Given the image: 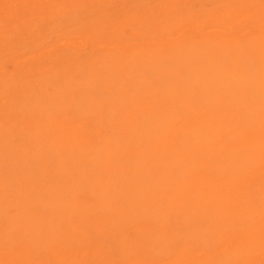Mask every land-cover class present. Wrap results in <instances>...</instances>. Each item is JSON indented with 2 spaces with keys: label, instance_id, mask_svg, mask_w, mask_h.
Returning <instances> with one entry per match:
<instances>
[{
  "label": "bare ground",
  "instance_id": "6f19581e",
  "mask_svg": "<svg viewBox=\"0 0 264 264\" xmlns=\"http://www.w3.org/2000/svg\"><path fill=\"white\" fill-rule=\"evenodd\" d=\"M58 1L54 2L55 5L61 4ZM161 1L163 2V0ZM161 1L159 0L155 4L154 0L155 5L151 10L149 7L143 10L138 9L140 4L135 7L131 3L132 0H120L121 5L110 7L116 11H113L116 13L115 16L123 8L126 10L123 11L124 14L121 11L120 13L123 15L120 14V16L126 17L124 19L127 24L131 22L132 27L123 28V30L128 34H130L129 32L132 34L133 29L136 28L139 29V32L140 29L144 30L148 36L146 37L144 33L143 36L146 37L144 39L149 40L144 44H140V40L134 35H127L122 29L115 28L112 23L114 21L109 19L114 18L115 20L114 14L111 13L110 16L113 18L107 16L105 18L107 21L103 26H106L105 23L108 21H112L109 24L113 26H109V24L104 26L105 32H99L101 33L99 34L95 31L97 28L94 25L100 23L95 22L93 26L96 29L94 30L93 27L90 29H93L97 35L95 32V35H91L93 32L90 34V29H87L88 32L84 34V37L85 35L88 37L89 34L93 37L89 41L90 35V37L82 39L83 44L86 45L90 42L92 45V51L87 53L90 57L86 62L83 61L84 57H82L83 60L80 59V56L76 58L77 56L75 57V54L70 52L74 49L71 48V45L69 51L62 52L61 50L60 54L55 48L54 51L57 55L51 50L56 58L59 57L61 60L63 55L62 57L66 60V62L57 60L63 65L58 67L59 63L55 64L56 71H64L71 65L72 73L74 72L73 74L77 77L78 74L81 77L84 74L86 76L90 74L82 81L78 80L77 83L71 80L68 83L69 89L77 87V84V90L81 91L89 84L95 87L103 82V91L109 86L110 91L120 95L119 110L125 118L124 128L129 141V149H127L130 150L131 156L129 158L128 154L127 157L130 159V174H132L128 181L130 189L123 195L125 209L106 211L109 206L105 200H101L92 205L93 208L98 209V214L89 216L86 211H83V204H75L73 207H69L68 216H53L49 213L48 216H41L46 220L41 224L31 222L20 226L21 237L19 240H27L33 250H37L41 246L49 250L52 247L55 248L57 252L50 257H52V261L55 259L60 264H91L93 260H96L94 258L96 255L105 259L115 250L103 242L93 244L92 236H96L95 239L100 236H103L104 239L110 237L114 241L117 251L127 257L128 264H137L138 257H140V264H159L158 262L160 264H264V186L251 191L248 188L253 179L264 180V0H226L227 7L219 15L216 14V9H207L203 6L207 0H194L203 7L201 6V9L193 12H190L188 8V11H185L189 1L186 5L184 4L186 2H183L185 0H176L179 4L175 5L176 7H168L169 10L162 5ZM15 2L11 4H15ZM17 2L22 1L17 0ZM83 2L88 3L86 0H83L82 4ZM101 2L97 3V10L102 9ZM27 3L32 5L35 2ZM165 3L168 4V0L164 1ZM21 4L16 5L24 6ZM40 5L38 4L39 7ZM52 5L51 7L54 8ZM95 5V3L92 4V7ZM38 6L36 5V8L33 5L36 10L39 8ZM41 6L43 8V5ZM65 7L68 8L67 5ZM3 8L5 7L3 6ZM5 9L3 11L8 10ZM14 9L17 10L15 13L19 10ZM30 9L32 10L31 7ZM45 10L41 12L46 13ZM72 11L69 12L71 16L73 15ZM34 12L36 17L38 13ZM82 12L86 11L82 10ZM5 13L7 15V12ZM20 14V12L19 15L16 14L19 19ZM90 14L84 16H87L86 18L89 20ZM53 15L54 18L57 13L54 12ZM8 16L6 17L8 18ZM44 16L43 14V19ZM46 16L49 17V15ZM38 17L40 19L41 16L38 15ZM52 17L47 19L51 22ZM65 17L64 15L63 19ZM83 17L81 18L85 19ZM121 17L120 19H122ZM29 18L31 19L32 16ZM162 18L165 20L163 23H161ZM9 20L8 22L11 21ZM137 21L139 22L136 23ZM99 22L101 21L99 20ZM158 22L164 26L162 30ZM198 22H202L200 24L206 27L203 28L209 30H205L206 32L202 30L198 27ZM26 24L25 22L23 25L26 26ZM48 24L50 25V23ZM172 24H174L172 28L175 27V24L178 25L176 26L178 28L176 36L172 35ZM69 26L70 30L76 27L74 23ZM85 27L87 26L85 25ZM13 28L15 29V27ZM243 28L247 29L243 32L246 36V44L240 47L238 41L239 46L237 47L234 39L241 41L238 35L239 31L242 33ZM44 30L46 29L44 28ZM75 31L78 34V40L79 30ZM165 33L167 37L163 39L162 36ZM9 34L7 36L10 37ZM7 36L1 37L2 40L5 38L4 40L7 41ZM22 39L24 38L22 37ZM64 39L60 40L65 41L67 38ZM11 41L14 46V40ZM30 41L27 45H30ZM78 41L79 44L73 43L80 46L81 41ZM5 43L2 47L7 46L8 49L9 46ZM55 43L58 42L55 41ZM52 44L54 45V40ZM52 44L51 46H53ZM107 46L110 48H106ZM10 47L12 48V46ZM59 47L61 49V46ZM83 48L85 49V47ZM83 48L81 49L84 50ZM76 51L78 52V50ZM51 52L48 53L51 54ZM86 52L84 56H86ZM13 53L16 54L15 51ZM37 56L42 58L39 54ZM42 56L44 57V55ZM52 58L50 57V59ZM40 59L39 63L42 61ZM49 63L51 65V62ZM32 64L36 63L33 61ZM46 64L42 63L43 66ZM36 66V68L39 67L38 64ZM49 69L54 70V67ZM49 69H46L48 73ZM37 70L40 72L41 69ZM53 70L50 71L55 72ZM100 75L105 76V79L100 80ZM118 75L120 77L124 75L126 78L123 77L124 79L119 82L117 81ZM54 77L56 78V76ZM107 77L112 79L108 80ZM21 85L20 82H12L11 89H16ZM84 92L81 91L75 95L82 96ZM79 96L67 100V103L69 106H75L78 111H84ZM114 109L112 104L109 105L110 115L113 114ZM70 117H72V121L75 120V116L74 118L69 116L68 122L71 121ZM66 119L68 118L66 117ZM77 122L76 120V126ZM59 126L61 127V125ZM83 126H86L85 123ZM89 131L86 132L90 135ZM91 132L93 133V131ZM87 134H84L81 140L87 148H78V151L95 166L101 160L100 156L107 150L108 145L104 142L103 135L100 140L103 143H100V141L96 142V139L93 140L94 142H90L91 136L88 137ZM27 148L29 149L30 146ZM14 151L17 154L16 150ZM34 154L37 155L35 152ZM18 157L21 160L20 164L29 169L26 164L27 154L20 151ZM92 191L89 192L92 193ZM92 194L94 195V193ZM15 227V217L7 216L0 208V234L4 233L7 236V242L11 245L15 244L11 236ZM127 229L132 230L137 237H140V245H136L124 237ZM76 246H80L77 255H75ZM18 247L20 249V246ZM31 248H28V251ZM88 248L93 250L92 257L86 259L85 253ZM17 249L15 250L17 251ZM19 249L16 252L13 248L15 253L20 252ZM62 249L66 251L67 257L60 256L59 252ZM15 253L13 252V254ZM18 255H14V257L17 258ZM3 256L5 257L4 254ZM17 259L19 262L20 260L27 262L22 256ZM29 259L31 258L29 257L27 260ZM37 259L40 262L39 256ZM6 264H8L7 260ZM26 264L31 263L27 262Z\"/></svg>",
  "mask_w": 264,
  "mask_h": 264
},
{
  "label": "rangeland",
  "instance_id": "374dc122",
  "mask_svg": "<svg viewBox=\"0 0 264 264\" xmlns=\"http://www.w3.org/2000/svg\"><path fill=\"white\" fill-rule=\"evenodd\" d=\"M0 1H1L0 2V6H1L0 7V13H1L0 14V41L2 40L3 37L7 36L9 34V32H11L9 34L10 37L9 36L6 37V40L10 44L5 43V42H7L4 40L5 38L2 40V42H0V44H1L0 45V99H1L0 100V123H1L0 124V137H1L0 138V208H1V211L4 212L7 216H14L15 221H16V227L14 228V232L11 235L13 238L12 240L15 241V244L11 245L10 243L7 242V236H5L4 233L0 234V236H1L0 256L2 255L0 257V264H6V260H7L8 264L10 263L11 260L12 261L10 264H15V263L19 264L21 262V260H20L21 258L19 259L20 262L18 261L17 258H19L21 256L23 257L24 260H26L28 263H31V264H40L42 261H44L45 263L42 262L41 264H46V263L47 264H60L54 258H53L54 260L52 261V257H50V255L55 254L57 252V250L55 248L52 247L49 250V249H46L44 246H41V247H39V249L37 248V250H33L31 248L32 245L29 242H27V240L20 241L19 240V238L21 237L20 226H22L24 224L31 223V222L41 224V223H43V221H46L44 219L45 217H41V216H48L49 213L52 214L53 216H68L69 215V207L70 206L73 207L75 204L76 205L83 204L84 205V206H82L83 211H86L89 216H95L98 214V211H97L98 209L93 208L92 205L96 201H101V200H105L107 203V206H109L108 209L106 208L107 209L106 211H108L109 209H111V210L113 209L114 211L123 210V209H125V202H124L123 195L125 192H127L130 189V187L128 185V181L131 179L132 174H130L131 173L130 161H129L130 159H128V157H127L128 154H129L128 155L129 158L131 156H130V150H128L129 149L128 148L129 141H128V138L126 135V130L124 128L125 118L123 117L122 112L119 110L120 95L113 92V91H110L109 86H107L105 88V90L103 91V89H102V86H104L103 82H101V84L96 85L97 87L96 86L92 87L89 84L86 88L81 90L83 92L85 91L82 96H79V94L75 95V93L81 92L80 90H77L78 85L76 84L77 87H74L73 89H69L68 83L71 80L74 81L75 83L82 81L83 79L88 77L90 74L88 76H86V74H84V75L81 74L83 78L78 74V77L80 76V78L78 79L77 75L73 74L74 72L72 73L73 67L71 65L68 66L64 71H56L57 66H54L55 64L57 65V63L62 62L63 60L66 62L64 57H62L63 55L61 56V60L59 57L56 58V55H57V53L60 54L61 50H62V52L69 51V48L72 46L71 48H74V49H72L73 51L70 50V52L75 54V57L77 56L76 58H79V56L81 57L80 59H82V60L85 58V60H83V61L86 62L88 60V57H90V56H88V54H89V52L92 51V45L90 42H88V44L86 43V45L83 44L84 41L82 42V39L87 37L86 35L84 37V34H86L90 28L93 27V29H94V26H95L97 28V30H95L96 28L94 30L97 33H99V32L104 33L105 32L104 28L109 23H111L112 21H114L112 23H114L115 28L122 29V30H123V28L127 29L129 27H132V23L129 22L128 23L129 25H128L127 21L124 19L126 17L122 16L125 13L123 11H126L124 8L121 10L123 14L120 13L121 11L119 13H117V16H120V14H122L121 15L122 17L121 16L120 17L124 21L122 19H120V17L115 16L116 13H114V12H116V11H114V10H112V8H110L114 5H116V6L121 5L122 3L120 2V0H109V1L103 0V2H101L102 0L101 1L99 0V2H97V0H91V1L86 0L89 3L88 8H87V6H88L87 2H83V4H82L83 0L82 1L81 0L80 1L79 0H76V1L67 0L69 2V4L67 1L64 2L65 0H62L63 2L61 0H59L62 5L60 3L59 4L62 7L58 3L56 4L57 6L55 5L54 2H57L58 0H55V1L45 0V2H44V0H42V1L30 0L33 3L34 2L37 3V4L34 3L32 5L27 3V2H30L29 0H26V1L25 0L24 1L18 0V1H22L19 3L17 2V0H9V1L8 0H6V1L0 0ZM14 1H16L15 4H11ZM50 1H52L53 3H51ZM70 1H71V3L74 1L72 3L73 5L70 3ZM77 1H78V4H76ZM132 1L133 2H131V3H133V6H135V7L140 4L139 5L140 7L139 6L137 7L138 9L140 8V10H143L144 8L146 9L147 7H149V9L151 10L154 7V5L157 3V1L159 2V0H155L156 2L154 4V0H132ZM164 1H167V0H163V2L161 1L163 3L162 5L165 6L166 8H168V7L171 8V6L176 7L179 4V2H177L176 0L175 1L172 0L171 3H170V0H168V4L167 3L164 4ZM188 1H189V4L187 5ZM48 2L51 4H49ZM93 2L96 5L92 7V4L94 5ZM96 2L98 4H100V2H101V4L103 5L102 9L97 10L96 6H98V4ZM109 2H110V4H109ZM183 2H186L184 4L187 5L186 10H185L186 12L188 11V9L190 12H193L194 10L198 11L199 9H201V6H202V5H200L199 2L197 3L194 0L193 1L192 0H185ZM183 2H181V3H183ZM40 3H41V5H43V8L40 5ZM64 3H67L66 5L68 8L65 7L66 5ZM85 3H87V4H85ZM16 4H21V5L24 4L25 7L19 6ZM38 4L40 5L41 8L38 6ZM52 4L54 5V8L56 6L57 9L56 8L54 9L53 7H51ZM74 4H76V5H74ZM226 4H227L226 0H207L203 6L207 9H216V14L219 15L221 13V11L227 7ZM33 5H35V7L37 5L40 8V12L45 10L46 8H48V9H46L47 11L45 10L46 13H43V12L40 13L39 8L36 10L37 7L35 8V7H33ZM3 6L8 10L3 8ZM29 6L32 8V10L30 9ZM11 7H13V8H11ZM44 7H46V8H44ZM122 7H124V6H122ZM14 8H17L20 11L18 10V12L15 13L17 10L15 11ZM169 8H168V10H169ZM4 9L6 11H3ZM11 10H12V12H11ZM52 10L55 13H57V16H55L56 18L52 17V16H54L53 15L54 12ZM58 10H59V14H58ZM64 10H66V11L64 12ZM71 10H73L72 16H71V13H69V12H71ZM82 10L86 11L87 13L82 12ZM34 11H37V13H38V14L36 13L37 14L36 17H38V15H40L42 18L41 17H40V19H39V17L36 18ZM5 12H7V15ZM19 12L21 13L20 16L23 19H25L26 21L23 19L21 20V17L19 19V16H16V14L19 15ZM47 12H48V14H47ZM60 12H62V13H60ZM88 12L91 13L89 16H91V17L94 16L95 18L89 17V20H88V18H86L88 16L87 14H89ZM93 12H95V13H93ZM4 13H5V15H2ZM10 13L14 16H10L11 15ZM92 13L95 15H93ZM111 13H112V15L114 14L115 20H114L113 16H110ZM8 14H9V16H8ZM28 14H30V15H28ZM43 14L45 15L44 19L47 17L46 15H49V17H52V21H51L52 24L49 21V19H50L49 17H47L49 19H47V18H46V20L43 19ZM83 14L87 15V16L85 17ZM201 14L202 13H200V15ZM64 15L66 17L63 19ZM6 16H8V18ZM31 16H32V18L30 19L29 17H31ZM107 16L112 17L113 19L108 17L112 21H108V23L106 22L105 23L106 26L104 25L105 26L104 27L103 24L105 21H107V19H105V18H107ZM81 17L85 18L87 21L85 19H82ZM4 18H6V19L3 20ZM28 18H29V20H28ZM7 19L8 20L10 19L11 21L9 20L10 22H8ZM13 19H14V21H13ZM118 19H119V21H118ZM64 20H66V21H64ZM99 20L103 23L99 22ZM162 20H163V18H162ZM162 20H159V21H162ZM12 21H13V23L11 24ZM23 21H25L28 25L26 24V26H24L23 24H25V22H23ZM33 21H35V22H33ZM42 21H43L44 25H43ZM164 21L165 20H163L161 23H163ZM21 22H23V23H21ZM47 22L50 23V25ZM95 22L98 24L100 23V24L94 25ZM138 22L139 21H137L136 23H138ZM141 22H143V21H141ZM32 23H33V25H32ZM72 23H74L76 27L74 29L70 30L69 25ZM198 23H196V25H198ZM200 23H202V22H200ZM200 23H199L200 26L198 25V27H200L204 31L209 30L208 28L204 29L206 27H204ZM10 24L13 26H11ZM29 24H31V25H29ZM101 24H102V26H100ZM121 24H122V26H121ZM158 24L160 25V22H158ZM85 25L87 27H85ZM173 25L174 24L171 25V28L173 27ZM109 26H113V25L109 24ZM176 26H178V25L175 24V27L171 29L173 32L172 35H174V36H176L178 33V31H177L178 28H176ZM13 27H15V29ZM163 27L164 26L160 25L161 30L163 29ZM44 28L46 30H44ZM82 28L85 30L84 31L85 33L83 32ZM245 28H247V27H245ZM245 28L242 29V33H241V31H239L238 36L241 38V41L239 39H236V38L234 39V40H236L235 45L237 47L239 46V42H240V47L246 44V36H245V33H243L247 30V29L244 30ZM23 29H24V31H23ZM76 29H77V31L79 30L78 33L80 35H79L78 40L81 41L80 42L81 48L85 47V49L83 48L84 50H82L80 48V46L75 45L76 43L79 44V41L77 40L78 34L75 31ZM93 29L89 30L90 34L93 32V34H91V35H95V33H96L95 31H93ZM99 29H100V31H99ZM173 29H174V31H173ZM41 30H42V32H41ZM56 30H58L57 33H56ZM80 30H82V31H80ZM12 31H14V32H12ZM39 31L41 32V35H40ZM123 31H124V33H126L125 30H123ZM46 32H48V33H46ZM6 33H7V35H5ZM97 33H96V35H97ZM101 33H99V34H101ZM129 33L130 34H128V32H127L126 34L127 35H134L135 37H137V39L140 40V44H144V42L146 43L149 41L147 39H144L148 36H147V33L142 29H140V32H139V29L136 28L135 30L133 29L132 34H131V32H129ZM143 34L146 37H144ZM23 35H25L26 37ZM89 35H88V37L91 36V35L90 36ZM136 35H138V36H136ZM22 37L24 39H22ZM166 37H167V35L165 33L162 36V38L166 39ZM239 37H237V38H239ZM26 38H29V39L27 40ZM64 38L65 39L67 38V39L65 40ZM91 38L93 39V37L91 36L90 39L88 38V41L91 40ZM10 39L14 40L13 41L14 46L11 43L12 41ZM20 39H21V41H20ZM60 39H64L65 41H62ZM75 39L77 40V42ZM53 40H54V45L52 44ZM28 41H30L29 42L30 45H27ZM55 41L58 43H55ZM70 42H72V43L70 44ZM73 42H76V43H73ZM4 43L6 45L8 44L9 47L12 46V48L8 47V49H7V46L2 47ZM51 44L53 46H51ZM55 44H57L58 46ZM63 44L64 45L66 44V45L64 46ZM25 45H27V47H25ZM48 45H49V47H48ZM22 46H23V48L21 49ZM59 46H61V49ZM55 48H56L57 53H56V51H54ZM75 48H77V49H75ZM89 48H91V49L89 50ZM106 48H110V46H107ZM46 49L48 50L49 53L51 52V50L54 51L56 53V55L54 54V52L53 53L51 52V54H49L48 52H46L47 51ZM59 49H60V51H58ZM76 50H78L79 53ZM13 51H15L16 54H14ZM44 51H45V54H43ZM85 52H86L87 58H86V56H84ZM29 54H31V55H29ZM38 54L40 55V57H42L41 59L38 58V56H37ZM41 54L44 55V57ZM46 54H47V56H46ZM48 56H50L51 58L53 56V58L50 59V57H48ZM34 57H37V58H34ZM82 57H84V58H82ZM21 58H24V59H21ZM32 58H34L33 61L36 64H32L33 63V61L31 62ZM43 58H44V61H43ZM39 59L42 60L43 62L40 61V63H39L38 62ZM48 59H50V60H48ZM54 59H56L55 61H57V60L58 61L60 60V61L59 62L57 61L55 63ZM47 61H48V63L51 62V65H53V66L49 65L50 63L48 64ZM89 61H91V60H89ZM30 62H31V64L29 65ZM41 62L43 64L47 63L46 65H44L45 67L42 65ZM65 62H63V63H65ZM37 64L39 67H42V68H39V67L36 68ZM61 64L59 63L58 67L61 66ZM33 65H34V67H33ZM5 67L8 69L6 70ZM52 67H54V70L49 69ZM33 69H36V70L34 71ZM37 69H41L40 72ZM46 69H49V73H48V71H46ZM10 70H11V72H10ZM50 70H53L55 72H52ZM38 73H39V75H38ZM55 74H57V75H55ZM72 74H73V77H72ZM53 75L56 76V78ZM122 76L124 78H126V76H124V75H122ZM123 77H120V75H118L117 81L120 82L122 79H124ZM74 79H76V80H74ZM99 79L104 80L105 76L103 77L102 75H100ZM107 79L111 80L112 78L107 77ZM56 80L58 81V84H57ZM12 82H20V83H22V85L17 87L16 89H11ZM106 84H108V83H106ZM40 86H41V88H40ZM108 90H109V92H107ZM74 91H76V92H74ZM72 92H73V94H72ZM76 96H79V99L81 98L79 101H81L82 106H83L82 108H84V111H82V110L78 111V110H76L75 106H73V105L69 106L68 105L67 100L76 98ZM111 104H112V106L115 107L112 115H110V111H109V105H111ZM26 106H28V107H26ZM60 116H62V117L59 118ZM69 116H73V118L75 116V120L73 119V121H72V117H70L71 121L68 122L67 120H69ZM90 116L95 118V119H92ZM114 116H115V118H114ZM66 117L68 119H66ZM121 117H123V118H121ZM37 118H38V120H37ZM30 120H32V121H30ZM76 120L78 121L77 126H76ZM83 120H84V122H83ZM28 121H29V123L30 122L33 123V121H34V123L29 124V123H27ZM117 121H118V123H117ZM74 122H75V124H73ZM87 122H89V123H87ZM62 123H63V125H62ZM84 123L86 125L85 127L83 126ZM19 125H21V126H19ZM59 125H61V127ZM90 125H91L92 129H91ZM25 128H26V130H25ZM79 130L82 132L84 131L83 135L87 134L86 131L90 130L89 131L90 135L87 134L88 137L91 136L90 137L91 139L89 138L90 142H92L95 139L97 140L96 142L102 140L101 136L103 135L102 138H103V140L105 139L104 142L108 145V148L106 150L107 152L105 151L104 154L100 156V158L101 157L102 158L95 166L90 161H88L85 157H83L78 151V148H81V149L87 148L81 142L83 135H82V132H80ZM91 131H93V133ZM74 133L76 136L77 135L78 136L76 137L74 135ZM22 135H23V137H22ZM25 138H26V141H25ZM100 143H103V142L100 141ZM29 146H30V148H29L30 150L27 148ZM13 149L16 150L17 154H15V151ZM20 151L25 152L27 154L28 160H27L26 164H28L29 169L24 168L20 164L21 160L18 157V153ZM126 151L128 152L127 154H126ZM34 152L37 154L36 155L37 157L35 156ZM78 156H79V159H77ZM88 163H91V164L89 165ZM74 164H76V165H74ZM79 166H81V167H79ZM76 179H77V182H76ZM258 182H260V183H258ZM78 183H80V184H78ZM260 186H264V180L253 179L252 181H250L248 188L251 191L255 188H259ZM89 191H92V193H94V195ZM16 192H18V193H16ZM87 192L91 193V195H89V193H87ZM40 218H42V219H40ZM130 227L133 228L131 225H130ZM94 237H96V236H94ZM94 237L93 236L91 237L93 244L97 243V242H99V243L103 242L105 245H108L110 247L112 246V248L115 250H113L111 252V254L109 256H107L105 259H101V258H99V256L96 255V257H94L96 260H93V262L91 264H128L127 257L124 254L122 255L121 253H119L117 251L116 247L114 246V241L110 237H108L107 239H104L103 236L102 237L100 236L97 239H95ZM124 237L129 239V241L133 242L134 244L140 245V237H137V235H135L132 232V230L127 229L124 233ZM17 245L20 246V249ZM13 248H14V250L16 248H18L20 252L15 253L16 250L14 251ZM28 248H31L30 251H28L29 250ZM76 248H77V250H76L75 255H77V253L80 251V249H79L80 246H76ZM18 249H17V251H18ZM92 251H93L92 249L88 248L87 252L85 253L86 259H88L90 256L92 257V255H91ZM9 252L12 255H10ZM13 252L15 254H13ZM28 252H30L31 254L29 253V255H28ZM51 252H53V253H51ZM59 253H60V256H64V257L68 256L64 249H62V251L60 250ZM3 254L5 255V257L3 256ZM20 254H21V256H20ZM32 254H34V255H32ZM72 254H70V255H72ZM9 255L12 256L13 258L10 257ZM14 255L15 256L18 255L19 257L16 258V257H14ZM28 256L31 259L27 260L29 258ZM38 256H39L40 262L37 259ZM7 257L11 258L10 261H8L9 258L5 259ZM34 257H35L36 261L34 260ZM40 257L41 258L44 257L45 259L44 258L41 259ZM139 258L140 257H138V260H137L138 262L136 261L137 264H140ZM14 261H16V262H14ZM50 261L53 263H51ZM27 262L22 261L20 264H26ZM158 263L160 264V262H158Z\"/></svg>",
  "mask_w": 264,
  "mask_h": 264
}]
</instances>
